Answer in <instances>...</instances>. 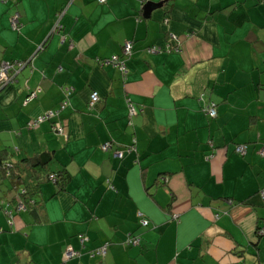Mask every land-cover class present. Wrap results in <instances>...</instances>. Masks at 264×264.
<instances>
[{
    "label": "crops",
    "instance_id": "crops-1",
    "mask_svg": "<svg viewBox=\"0 0 264 264\" xmlns=\"http://www.w3.org/2000/svg\"><path fill=\"white\" fill-rule=\"evenodd\" d=\"M172 33L180 51L166 49ZM127 40L124 80L106 61ZM16 60L31 62L0 90V151L52 153L71 179L59 193L46 183L44 206L12 224L13 185L0 180V264H63L68 248L80 255L67 264H264V0H0V64ZM49 110L60 111L28 127ZM132 234L140 245H126Z\"/></svg>",
    "mask_w": 264,
    "mask_h": 264
},
{
    "label": "trees",
    "instance_id": "trees-1",
    "mask_svg": "<svg viewBox=\"0 0 264 264\" xmlns=\"http://www.w3.org/2000/svg\"><path fill=\"white\" fill-rule=\"evenodd\" d=\"M97 1L100 4H105V3H107L108 0L106 2H103V3H101L99 0H97ZM208 12L209 13L207 14V19L211 20L216 12L214 10H211V11H208ZM20 25H19L18 28H16V30L20 28ZM127 41H131V40H127ZM125 42H124V44H125ZM132 43H133V41H132ZM124 44H123V47H124ZM123 47H122V53L121 54H115V55L122 56L123 55ZM151 47H153V46L147 47L148 52H149V49ZM134 48L135 47H134V43H133V52H134ZM180 48H181V46L179 47V49ZM133 52L131 53L130 56L125 58L126 59V68H127V70H128V61L132 58ZM113 56L114 55H112L108 60H110ZM9 62H14V61H9ZM110 64L113 65L112 63H110ZM127 74H128V71H127L125 76L123 74L124 80H127ZM64 91L67 94L66 89H64ZM214 104L216 105V108H217V103L215 101H210L208 103V105H206L205 110H206L207 113H208V108L207 107L208 106H212ZM210 117L214 118V117H217V115L216 116H210ZM130 122L131 121H129V123ZM245 145H247V144H245ZM102 146H101V148H102ZM113 146H114V144H111V147L108 150H104L103 148H102V150L107 151V152H112V154H115L117 151H122L123 155L120 156V157L117 156L120 159H124L126 154L129 152L128 151L129 150L128 146H127L126 150H121L119 148H114ZM262 146H264V144ZM247 148H248V145H247ZM240 155H242V154H240ZM52 162H53V154L52 153L51 154L45 153V154H42L41 156H38V157H34L33 156V157H30V158H24V159L18 160L17 158H14L13 156H11L9 154L8 150H1L0 151V180L1 179L2 180H5V179L10 180L11 184L13 185V187H12L13 189L12 190L14 192V198H15V201H16L15 207L12 208V207H10V205H6L3 208L4 213H5L6 217H7V221H8L9 224H11L10 221L13 220L16 210H18V211H26V210H28L29 211V209L32 206H44L43 201L42 200L39 201L37 199L38 198L37 196H38V194H41L42 188L44 187V185L46 183H52V184L56 185V187H57L56 188V193H59V192H61V191L66 189V187H67V185H68V183H69V181L71 179V173L66 168H64L62 170H58V171H53L52 168H51ZM161 181L164 182L166 180H162L161 179ZM9 202H10V200H9ZM2 203H3V201H2ZM21 205L23 206V208H20ZM218 216L219 215H217V217ZM172 218H174V219H176L178 221V217L174 216L173 214H172ZM145 220L147 221V224L143 222ZM141 224H142V226H148L149 225V221L147 219H143L141 221ZM260 229H262V228H260ZM260 229L256 231L258 235L260 234L259 233ZM3 230H4L3 227L0 226V232L3 231ZM132 237L137 238V239L141 238L138 235L135 236V234H132L130 236V238H132ZM128 243H130V242H128ZM128 245L133 246L132 243H130ZM107 250H108V244H107ZM93 253L96 255L97 254V250L93 251L91 254L93 255ZM106 254H107V252H106ZM98 255H100V254H98ZM100 256L105 257L104 255H100ZM64 263L67 264L68 262L65 261Z\"/></svg>",
    "mask_w": 264,
    "mask_h": 264
},
{
    "label": "built area",
    "instance_id": "built-area-1",
    "mask_svg": "<svg viewBox=\"0 0 264 264\" xmlns=\"http://www.w3.org/2000/svg\"><path fill=\"white\" fill-rule=\"evenodd\" d=\"M101 3L106 2L107 0H99ZM11 23L14 29L18 28L20 25V21H19V17L18 15H13L11 18ZM61 25L59 24V22L57 23L56 27H60ZM171 41L170 43L167 44L166 49H176L178 50L180 45V41H179V37L177 34L172 33L171 34ZM164 50V48L162 47H157V46H153L149 49V52L151 53H157ZM181 50V48L179 49V51ZM133 52V43L132 41H126L123 47V55H114L110 60L106 61L107 63H112L115 67H117L123 74L124 76L127 73V68H126V59L128 56L131 55V53ZM30 61H22V60H16L14 62H9V61H3L0 64V83L2 85H7L9 83H12L16 80L17 74L25 67L27 66V64ZM66 92H67V96H70L73 92V88L70 87H66ZM38 92H31V94L26 98V101L32 100L33 98H35L37 96ZM101 97L99 95V93L97 91H94L91 94V98L89 101V105L90 107L95 106L99 101H100ZM67 105V101H65L62 106L61 109L64 108ZM208 113L210 116H216L217 115V108L216 105H212V106H208ZM59 111L58 110H49L41 115H39L38 117L34 118L31 122H29L28 127L30 129H36L40 126V124L43 121H46L52 117H54ZM137 114V109L136 107L133 105V103L130 102L129 105V116L130 118H132L134 115ZM54 127L57 129L56 131L60 134L64 133V126L60 123V122H56L54 124ZM111 147V143L107 142L105 144H103L102 148L104 150H108ZM238 153L244 155L247 152V145L245 144H239L236 149H235ZM259 153L261 155L264 156V146H262V148L260 149ZM116 156H122L123 152L122 151H117L115 153ZM261 195L264 198V189L261 191ZM20 208H23V206L21 205ZM178 217V216H177ZM144 223L147 224V221H143ZM10 223L12 224V221H10ZM260 234H264V229H261ZM82 241H84V238H81ZM128 242L132 243V244H137L139 242V240L137 238H129ZM107 252V245H104L102 247H100L99 249H97V254L100 255H106ZM77 255H80V253L72 248H68L66 251V259L65 261H69L72 257H75ZM93 255H95L93 253ZM66 264V263H63Z\"/></svg>",
    "mask_w": 264,
    "mask_h": 264
},
{
    "label": "rangeland",
    "instance_id": "rangeland-1",
    "mask_svg": "<svg viewBox=\"0 0 264 264\" xmlns=\"http://www.w3.org/2000/svg\"><path fill=\"white\" fill-rule=\"evenodd\" d=\"M24 61H25V60H24ZM26 61H27V60H26ZM30 62H31V60H30ZM30 62H29V63H30ZM29 63H28V64H29ZM12 83H13V82H12ZM9 84H11V83H9ZM9 84H7V85H9ZM7 85H2V84L0 83V90H1L2 88L6 87ZM69 87H70V86H69ZM70 88H72V87H70ZM73 90H74V89H73ZM35 92H38V90H36ZM93 92H94V91H92L91 94H92ZM97 92H98V91H97ZM30 94H31V93H30ZM30 94H29V95H30ZM91 94H90V98H91ZM29 95H28V96H29ZM28 96H27V97H28ZM27 97H26V98H27ZM33 99H34V98H33ZM33 99H32V100H33ZM100 100H101V99H100ZM29 101H31V100H29ZM29 101H26V99H25V103H27V102H29ZM65 101H67V103L69 102V101H68V97H67V99H65ZM65 101H64V102H65ZM89 101H90V100H89ZM64 102H63V103H64ZM99 102H100V101H99ZM99 102H98V103H99ZM98 103H97V104H98ZM97 104H96V105H97ZM96 105H95V106H96ZM95 106H93V107H91V108H94ZM42 114H43V113H42ZM54 130L56 131L57 129L54 127ZM56 132H57V131H56ZM57 133H58V132H57ZM238 145H239V144H238ZM238 145H237V146H238ZM237 146H236V147H237ZM236 147H235V149H236ZM235 152H236V151H235ZM236 153H238V152H236ZM238 154H239V153H238ZM163 179H165V178H163ZM261 191H262V190H261ZM261 191H260V194H261ZM172 214H173L174 216H178V215L180 214V211H174ZM12 223H13V220H12ZM260 235H261V234H260ZM128 236H129V235H128ZM135 236H136V235H135ZM85 238H86V237H85ZM129 238H130V237H127V239L124 240V241H126V244L128 243V239H129ZM138 240H139V242H138L137 244H133V246H137V245H140V244H141V241H140L141 238H138ZM128 244H130V243H128ZM128 244H127V245H128ZM101 247H102V246H101ZM65 256H66V253H65Z\"/></svg>",
    "mask_w": 264,
    "mask_h": 264
},
{
    "label": "water",
    "instance_id": "water-1",
    "mask_svg": "<svg viewBox=\"0 0 264 264\" xmlns=\"http://www.w3.org/2000/svg\"><path fill=\"white\" fill-rule=\"evenodd\" d=\"M26 67V66H25Z\"/></svg>",
    "mask_w": 264,
    "mask_h": 264
}]
</instances>
